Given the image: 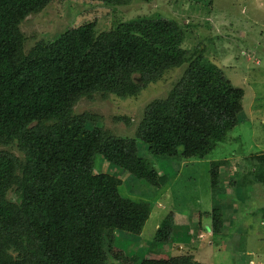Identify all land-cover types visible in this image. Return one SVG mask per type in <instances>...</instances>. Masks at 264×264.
I'll use <instances>...</instances> for the list:
<instances>
[{"label":"trees","instance_id":"obj_1","mask_svg":"<svg viewBox=\"0 0 264 264\" xmlns=\"http://www.w3.org/2000/svg\"><path fill=\"white\" fill-rule=\"evenodd\" d=\"M52 1L0 0V264H112L106 232L141 235L151 206L124 198L114 177L97 173V157L139 186L158 177L140 144L158 160H205L242 124L245 93L183 48L185 32L174 20L144 17L101 34L94 24L70 27L26 51L20 25ZM185 64L169 95L146 107L136 139L97 138L95 121L75 114L81 100L137 97ZM247 163L238 188L264 189V155ZM211 174L220 193V171ZM209 215L211 236L224 233L223 209ZM174 225L172 215L164 219L156 241L171 242Z\"/></svg>","mask_w":264,"mask_h":264},{"label":"rangeland","instance_id":"obj_2","mask_svg":"<svg viewBox=\"0 0 264 264\" xmlns=\"http://www.w3.org/2000/svg\"><path fill=\"white\" fill-rule=\"evenodd\" d=\"M144 17L176 21L185 32L183 48L219 67L236 88L244 90V115L229 141L205 160H158L140 144L139 155L158 173L140 186L123 169L97 157V173L114 177L124 198L151 206L141 235L106 232L109 258L112 264H264V189L238 188L250 167L247 159L264 155V0H132L117 6L53 0L41 13L30 15L20 30L29 51L40 41H54L70 27L94 24L96 34H101ZM186 68L187 64L167 71L137 97L96 95L81 100L75 114L95 121L97 138L136 139L146 107L165 99ZM215 168L221 175L220 193L212 188ZM227 187V194L220 196ZM9 199L16 201L14 192ZM215 207L225 213V231L211 237L209 214ZM171 215L176 233L171 242L161 244L156 241L158 229ZM201 223L206 236L199 233ZM190 226L192 232L180 237V229Z\"/></svg>","mask_w":264,"mask_h":264},{"label":"crops","instance_id":"obj_3","mask_svg":"<svg viewBox=\"0 0 264 264\" xmlns=\"http://www.w3.org/2000/svg\"><path fill=\"white\" fill-rule=\"evenodd\" d=\"M228 202H225V200H224V202H223V205H226ZM199 227H200V229L202 228V230H200L201 232H199V233H201L202 235H205V233L203 232L204 231V224L203 223H201L200 225H199ZM206 227H208V226H206ZM211 230V228H209V230L208 231H210ZM180 231H182L181 232V236L180 237H184V236H186L187 234H188V232L190 231V232H192V227L190 226V227H182L181 229H180ZM185 233V234H184ZM210 234H211V232H210ZM210 234H209V236H210ZM212 235V234H211ZM206 236V235H205ZM211 237H213V236H211ZM212 240H210V242H211ZM211 244H212V242H211Z\"/></svg>","mask_w":264,"mask_h":264}]
</instances>
